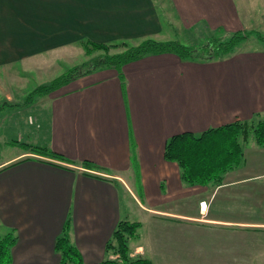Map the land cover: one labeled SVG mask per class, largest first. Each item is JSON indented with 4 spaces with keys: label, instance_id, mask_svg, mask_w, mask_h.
<instances>
[{
    "label": "crops",
    "instance_id": "crops-1",
    "mask_svg": "<svg viewBox=\"0 0 264 264\" xmlns=\"http://www.w3.org/2000/svg\"><path fill=\"white\" fill-rule=\"evenodd\" d=\"M166 28L264 36V0H0V101L85 52L87 40L167 41ZM251 38L211 62L152 54L124 65L123 81L110 68L78 77L40 97L50 105L46 134L28 120L31 107L0 106V149L19 146L0 160V234L17 236L12 264H60L68 217L72 244L98 263L135 213L149 230L132 255L154 264H264V145L245 144L218 185L186 184L164 157L176 133L264 117V43Z\"/></svg>",
    "mask_w": 264,
    "mask_h": 264
},
{
    "label": "trees",
    "instance_id": "trees-1",
    "mask_svg": "<svg viewBox=\"0 0 264 264\" xmlns=\"http://www.w3.org/2000/svg\"><path fill=\"white\" fill-rule=\"evenodd\" d=\"M255 35L264 43V36L256 31H236L223 35H207L206 39L195 45H187L179 40L161 41L145 38L134 44L121 42H96L87 40L82 43L86 55L99 52L95 57L80 65L71 67L66 73L47 83L38 85L30 97L49 95L68 85L78 77L91 74L96 70L110 68L116 70L123 81V66L147 55L174 53L183 60L211 62L231 53L235 48ZM120 49L117 52L112 50ZM28 103V102H27ZM18 103H3L0 106L19 107ZM249 141L264 145V117L250 120L238 119L218 127L209 128L200 134L192 131L172 135L166 142L164 157L176 162L181 168L182 180L188 185L220 184L225 173L237 168L244 158V146ZM32 150L52 157L65 159L63 154L48 147L33 146ZM84 165L96 166L85 160ZM71 218L65 222L62 233L56 240V249L61 255L60 264H86L80 251L70 239ZM139 221L121 219L111 238L106 243V257L93 264H154L140 255H132L130 243L138 236ZM17 242L14 232L0 234V264H12V247Z\"/></svg>",
    "mask_w": 264,
    "mask_h": 264
},
{
    "label": "rangeland",
    "instance_id": "rangeland-1",
    "mask_svg": "<svg viewBox=\"0 0 264 264\" xmlns=\"http://www.w3.org/2000/svg\"><path fill=\"white\" fill-rule=\"evenodd\" d=\"M160 1L161 0H158V2H160ZM161 5L162 4H160V7H161ZM164 35L167 38H170V40H179L181 43H184L187 45H193V44L197 45V44L203 42L207 37V36H205V37L196 36L193 38L192 36H189L187 33H184V32L178 33L176 31L172 30V28H166ZM250 37H252V38L248 41V44L249 45H257L258 40H257L256 36L252 35ZM116 42H121V41H116ZM126 42H128V44H134L135 43L134 41H126ZM119 50L120 49H115V50H112V52H117ZM98 53L99 52L93 53L91 56H89V59H91L92 57H95ZM87 60H88V57L86 56L85 52L80 51L79 53H76L72 59L64 60L63 62H58V66L54 67L52 73H46L43 75V77H39L36 73H34L32 75V77L29 78L28 85L20 86L19 90H18V87H16V85H12L10 88L12 90L18 92V95H19V97L17 96V98L13 99L12 103L21 104V105H19V107H21V106L22 107H27V106L31 107L32 110L29 109L28 111H30L33 115H31L28 120L31 122V124L33 123L36 126L41 125L39 129H41V131H43V133L46 134V132L48 131V125L50 122L49 101L46 99H40L41 96H38V94H35L34 98H33V96L30 97L31 93L33 92V90L38 85H40L41 82H43V81L49 82L52 79L62 75L63 73H66L71 67H73L75 65H80ZM55 65H57V64H55ZM14 69L20 70L21 67H16ZM97 71H99V70H96L95 72H97ZM2 80H3V78H2ZM47 82H44V83H47ZM6 85L9 86L10 84L6 83ZM3 102H6V101H0V104ZM8 107H13V106H7V108ZM37 113L40 116L36 117L35 114H37ZM1 121H3V120H1ZM15 121L16 120L14 119L13 123H15ZM6 123L10 124L11 120L7 119ZM198 134H200V133H198ZM15 147H19V146L15 145ZM15 147H13V145L9 144L8 147L0 149V160L4 157V152L12 154V152L15 151V149H16ZM132 216H133L132 217L133 220H135V221H138L139 219H141L139 213H135ZM148 230L149 229L147 228V226H144L143 228L141 227L138 230V236L131 241L130 245L135 246L138 244H144L147 246L146 237L148 234ZM150 245L152 247H156L154 244H150ZM245 262H247V261H245ZM235 264H243V262L242 261H235ZM250 264H254V261H250Z\"/></svg>",
    "mask_w": 264,
    "mask_h": 264
}]
</instances>
